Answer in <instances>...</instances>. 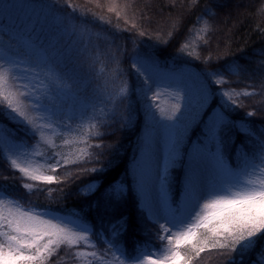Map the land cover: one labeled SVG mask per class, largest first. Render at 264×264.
Returning <instances> with one entry per match:
<instances>
[{"label": "snow or ice", "instance_id": "obj_1", "mask_svg": "<svg viewBox=\"0 0 264 264\" xmlns=\"http://www.w3.org/2000/svg\"><path fill=\"white\" fill-rule=\"evenodd\" d=\"M192 2L196 4L199 0ZM108 10L115 11L114 8ZM208 30V22L204 21L202 31L206 33ZM140 35L145 33L140 32ZM24 46L29 50V55L36 57L34 67L27 66L24 59L13 58L12 41L7 49L4 47L0 51V117L17 125L23 133V139L17 143L12 133L0 127V164L6 165L13 175L18 173L21 186L31 193L33 183L25 181L59 183L55 176L44 174L42 169L46 166L54 172L58 167L70 163L65 157L61 165L57 158L60 154L55 152L49 158L54 161L51 163L37 162L35 157L42 154V144L56 147L52 139L60 134L56 117L62 112L66 97L71 93L70 87H59V73L48 67L55 57L37 48L31 42V37L24 40ZM187 46L184 44L181 51ZM19 55L17 52L16 56ZM260 55H264V51ZM196 58L199 59L198 56ZM21 65L25 66L22 68ZM42 67H47L44 75L56 86L55 91L50 86L44 89L43 97L38 95L41 88L33 84L27 75ZM132 68L140 83L132 87L123 82L109 99L114 108L117 103L127 102V113L121 114L123 127L132 124L133 96L142 105L149 120V130L138 145L139 161L131 171L135 186H129L127 171L125 178H120V164L117 163L119 148L100 167L82 170L92 174L87 188L82 191L86 197L93 199L90 208L100 219L98 230L95 219H89L90 214L58 216L24 208L18 198L9 196L7 189L0 185V264H45L62 246L71 249L83 242L86 248H95L90 237H100L109 230L111 239L106 242L109 248L115 249L113 256L118 264H188L182 248L191 246L199 256L205 251L204 245L209 238H216L211 244L212 249H228L229 253L235 254L229 256L228 264H243L244 257L252 253L256 256L253 264H264V247L257 251V245L264 241V130L257 134L251 126L252 122L247 119L255 115L254 111H248L241 119L232 116L237 108L242 107L236 98L254 93L223 87L229 83L228 76L240 73L238 61L206 68L199 77L200 90L195 102L184 84L182 74L162 72L151 54L137 53ZM40 83L42 85L44 82ZM170 88L173 91L169 92ZM163 96H170L175 103L170 108L162 107L158 101ZM45 100L48 102L45 103ZM112 115L115 116V111ZM74 118L69 116V119ZM194 124L197 128L203 125V140L196 141L189 152L183 145ZM79 128L83 134L76 142L85 143L88 148L102 147L101 144L88 143L89 138H102L104 135L97 123L82 122ZM161 139L166 146L162 159L157 151ZM29 140L34 143H27ZM248 141L258 145L259 155L249 154L246 150ZM71 142L68 139L63 141L65 145ZM188 142L192 143L190 139ZM229 143L240 152L236 168L230 166L224 155V148ZM79 151L83 156L91 155L86 148ZM184 155L188 156V173L183 201L173 209L167 195L169 173L178 163H182ZM256 159L259 163H255ZM113 173H117L116 176ZM133 195L138 212L135 220L121 211ZM105 219L108 228L103 225ZM148 223L158 228L161 246L156 248L150 241H145L137 243L134 252L129 254L126 242L129 230L135 227L143 235L148 231ZM201 236L203 240L198 239ZM220 238L226 242L221 243ZM73 255L97 258L95 251H78Z\"/></svg>", "mask_w": 264, "mask_h": 264}, {"label": "trees", "instance_id": "obj_2", "mask_svg": "<svg viewBox=\"0 0 264 264\" xmlns=\"http://www.w3.org/2000/svg\"><path fill=\"white\" fill-rule=\"evenodd\" d=\"M109 8L115 11L110 12ZM204 21L209 25L206 33L202 31ZM140 32L145 35L141 36ZM169 33H172L171 37ZM28 37H31V42L37 48L55 57L48 67L59 73V87H70L71 93L66 97L67 102L60 113L64 119L62 122L69 130L67 134L52 137L55 148L43 144L40 146L41 151L48 147L47 159L44 158L43 163L54 162L49 159L54 152L60 154L57 158L61 165L65 157L70 163L58 167L54 172L46 166L42 169L44 174L55 176L59 183L36 184L25 181L33 183L31 193L21 186L18 173L13 175L6 165L0 164V185L7 189L9 196L18 198L24 208L58 216L90 214L89 219H95L99 230L100 219L90 208L93 199L86 197L82 191L87 188L92 174L82 170L100 167L112 158L116 148H119L117 163L120 164V178L124 179L127 171L129 186H135L131 171L140 155L138 145L148 125L147 115L133 96L132 124L123 127L121 114L127 113V102L117 103L114 108L109 97L125 81L132 87L140 83V78L132 68L137 53L151 54L160 68L173 73L184 66H192L202 73L206 68H217L233 60L238 61L240 73L228 76L229 83L223 87L252 92L254 95L237 97L242 107L237 108L232 116L241 119L248 111H254L255 115L247 119L252 122L251 126L257 134L264 130V55H260L264 51V0H199L196 4L192 0H0V51L4 47L7 49L12 41L13 58L24 59L27 66L34 67L36 57L29 55V50L24 46V40ZM184 44L188 46L181 51ZM17 52L19 57L16 56ZM24 66L21 65L22 68ZM46 71L47 67L36 68L35 72L27 75L31 81H43V87L51 85L55 91L56 86L44 75ZM113 111L115 116L112 115ZM69 116L75 118L69 119ZM0 121V127L12 133L15 142L23 139V133L17 125L3 121V117H0ZM82 122L98 124L99 130L104 133L103 137L89 138L88 143L101 144V148H88L87 144L76 142L83 134L79 128ZM202 129V124L199 128L195 124L190 128L183 145L189 152L196 141L203 140ZM65 139L72 142L65 145ZM189 139L192 143L188 142ZM27 143L34 141L29 140ZM81 148H86L91 155L83 156L79 151ZM246 150L250 155H259L258 145L253 141H248ZM224 155L230 161V166L236 168L240 152L233 144H227ZM187 161L188 156L184 155L182 163H178L169 173L167 193L176 208L179 207L178 203L181 204ZM255 163H259V160L256 159ZM121 211L136 219L138 212L134 195ZM103 225L108 228L107 219ZM147 229L143 235L135 227L129 230L126 236L129 254L134 252L137 243L150 241L156 248L161 246L158 228L148 223ZM201 238L203 240V236L198 237ZM107 239H111L110 230L100 237H90L95 248H86L83 242L71 249L62 246L45 264H81L82 257L73 255L78 251L97 252V258L87 257L83 264H118L113 256L115 249L109 248ZM214 242L211 239L207 244ZM225 242L222 238V243ZM261 247H264V241L257 245V251ZM182 253L188 264H228L229 256L235 255L229 253L228 249H212L211 246L205 247L199 256L191 246L183 247ZM255 259V253L246 255L243 264H251Z\"/></svg>", "mask_w": 264, "mask_h": 264}, {"label": "rangeland", "instance_id": "obj_3", "mask_svg": "<svg viewBox=\"0 0 264 264\" xmlns=\"http://www.w3.org/2000/svg\"><path fill=\"white\" fill-rule=\"evenodd\" d=\"M160 70L162 72H165V73H173L171 71L166 72L167 69H165V68H160ZM174 73H176V74H182L183 80H184V84L186 85V87L188 88V90L191 92L192 97H193V100L195 102V100L198 97L199 90H200V80H199V77H200L201 73L198 70H196L194 67H192V66H184L182 69H178ZM37 81L38 80H34V81H32V83L33 84H36L39 88H41V91L38 92V95H41L43 97L44 89H46L49 86L51 87V85H47V86L43 87V84L41 85ZM168 91L171 92V91H173V89L170 88V89H168ZM47 102L48 101L45 100V103H47ZM158 102L160 103V105L162 107H165V108H170L171 104L172 103H175V101L173 99H171L170 96H163V97H161L159 99ZM147 119H148V117H147ZM62 120H64V119H62L61 114H58V116L56 117V123L59 125L58 131H59L60 134H65V131L68 132L69 128H67V126L64 124V122H62ZM149 127H150V124H149V120H148V125L145 128L144 134L149 130ZM46 148L47 149L45 151H41L40 150V152L42 154H41L40 159H36L37 161H40L41 163H43L44 158L47 159L46 153L48 152V147H46ZM42 149H43V147H42ZM157 151H158V153H159V155H160V157L162 159L163 156H164V154L166 153V146H165V144L163 142V139H161V142L159 144V147H158ZM139 157H140V155H139ZM139 157L137 158V162L139 161ZM228 162H229V164H231L229 160H228ZM176 166H178V164ZM184 171H185L184 177H185V180H186V176H187V173H188V161H187V164L185 165ZM183 194H184V189H183V191H181V204H182V201H183ZM167 195H168V202H169V204L171 205V207L173 209H175L176 208V205H174L171 202V198H170L171 196H169L168 193H167ZM181 204L178 203L177 205L180 206ZM200 231H202V229ZM208 236L210 237V234H208ZM203 239H204V237H203ZM211 239L212 240L213 239L215 240L216 238H209L208 240L210 241ZM201 240H202V238H201ZM220 242L222 243V238H220ZM209 246H211V245L210 244H207L204 247H209ZM82 249H84V248H81V250ZM191 249H192V247H191ZM84 261H87V258L82 257L81 264H83ZM114 264H116V263H114Z\"/></svg>", "mask_w": 264, "mask_h": 264}]
</instances>
